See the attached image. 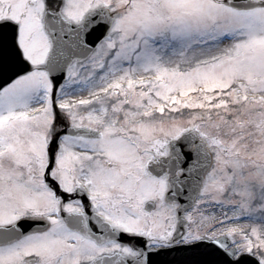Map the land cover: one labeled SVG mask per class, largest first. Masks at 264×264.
Instances as JSON below:
<instances>
[{"label": "snow or ice", "instance_id": "1", "mask_svg": "<svg viewBox=\"0 0 264 264\" xmlns=\"http://www.w3.org/2000/svg\"><path fill=\"white\" fill-rule=\"evenodd\" d=\"M0 264H264V0H0Z\"/></svg>", "mask_w": 264, "mask_h": 264}]
</instances>
